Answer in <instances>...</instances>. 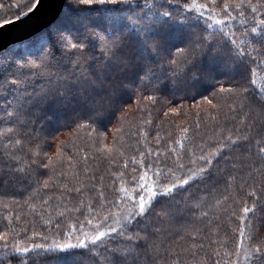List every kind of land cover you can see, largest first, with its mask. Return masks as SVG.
<instances>
[{"label": "snow or ice", "instance_id": "6c2138e0", "mask_svg": "<svg viewBox=\"0 0 264 264\" xmlns=\"http://www.w3.org/2000/svg\"><path fill=\"white\" fill-rule=\"evenodd\" d=\"M42 2L43 0H18L13 6L20 11L13 18L0 17V28L30 16ZM78 2L83 5L127 6L128 15L123 17L126 23L120 29L119 35L109 40L104 54L108 60H115L119 50L125 46L126 35L135 42V64L130 65L127 61H123L124 70L134 68L132 78L122 87L141 93V99L137 101L138 105L142 101L155 104L157 97L151 93L158 92L166 86L176 90L181 81L188 78L189 73L194 74L203 66L206 59L214 64L217 70L239 73L235 86H221L220 93H228L233 99L240 97V106L243 109L244 101L248 99L246 93H249L252 87H256L258 98L264 104V77H260L259 84L254 78L259 77V70H264V0H78ZM4 7V4H0V9ZM105 10L115 12L119 9L113 7ZM233 21H237L242 26L241 35L245 37L244 39L237 37L236 32L240 29L233 30ZM72 23L71 20H60L54 27L50 25L39 33L38 39L30 44L19 42L10 49L0 50L2 57L0 58V95L8 90V86L19 89L31 77L52 75L50 61L55 59L57 51L62 56H70V66L79 69L80 72L78 76L74 75L72 78L60 77L62 81L60 86L50 90L53 103L64 100L73 92L84 100L87 98L88 89L99 87L97 80L92 79V74L82 62L85 45L73 34ZM9 57H11V65L5 67L4 61ZM225 57L227 60L221 68V61ZM98 79L100 84H103L102 70ZM242 81H247L248 86ZM146 90H150V94L143 95ZM214 95L215 92L212 93V96ZM23 96L24 94H20L15 104L13 101L0 102V123H4L5 118L12 121L11 126L0 128V149H3L0 151V159L16 162L15 167L9 163L8 169L17 173L20 179H29L30 182L34 180L32 194L25 200V204H28L33 212H36L37 208L35 198L42 190L56 183L53 175H49L47 179H40L39 169L49 170L54 174L58 164L62 166L67 163L69 169H75L78 164L90 158H102L109 165H116L121 170L111 173L116 177L112 186L113 198H107L104 190L96 189L94 185L95 194L89 196L87 201L78 200V206L72 208L65 206L63 211H58L60 218H64L67 212L80 214L76 217L75 223L68 224L66 232L57 233L67 235L69 241L74 239L75 242L61 243L54 239L48 245L35 242L24 244L21 233L26 234L27 229L13 225V221H19L20 216H5L7 225L0 228V264H8L12 257H16L21 264H34V259L41 255L50 252L67 255L76 249L95 254L94 264H146L141 260V249L151 250L152 259L156 261L164 251L161 238L167 233V229L163 224L169 218L172 209L164 207L157 212L155 205L178 204V197L182 195L187 202L188 196L185 194H188L189 188L204 184L220 160H229V153L235 151L242 140L251 142L249 136L243 132L221 135L218 131L214 133V144L211 148H207L206 145L196 143L194 137L189 135L188 126H178L177 138H173L172 132L167 133L166 151H157L151 147L146 148V151H140L137 148L134 149L137 154L125 158L127 150L133 148L125 137H142L147 141L149 133L143 129V124H151V120L145 119L140 125L130 124L127 130L122 126L117 127L111 145L105 142V133L97 131L90 122H82L77 126L76 133L78 138L83 139L79 133L81 130L86 132L87 147L91 152L86 153L80 161L74 162L71 158L65 160L64 142L61 143L55 156H50L43 150L39 141L33 143L27 138L28 121L25 119V103L30 105L35 101L29 99L22 102ZM49 98L46 93L39 102L45 103ZM205 103L212 109L220 108V105L208 96L203 97L202 104ZM202 104L197 107L205 111ZM229 109L235 110L234 105L230 104ZM169 114H178V110L171 108L164 113L165 116ZM210 118L213 121L217 120L215 116ZM91 119H94V116L90 117ZM133 127L138 130L131 131ZM195 127L200 128L199 120L196 121ZM21 128H24L23 135ZM248 130L245 128L244 132ZM153 140L160 143L165 137L157 133ZM139 142L138 139L137 143ZM255 144L258 145L256 155L264 160V139H256ZM161 156L164 160L160 159ZM149 157L153 159L149 161ZM232 167L235 169L237 165L233 163ZM248 167L249 176L253 171L264 175V164L258 168L253 165ZM4 171L3 164H0V176ZM83 171L87 173L89 169L85 167ZM60 174L67 176L65 172ZM74 178L79 180V173H76ZM235 180L236 176H229L228 187H231ZM246 183L247 181L241 183L242 190ZM63 187L67 192L80 195L84 194L83 189L86 188L83 183L80 187L73 188L68 185ZM247 196L253 198L251 204L241 199L235 201L241 204L242 214L237 215L235 209L230 213V218L238 219L243 225L233 232L235 251L223 252V257L235 256L237 259H226L223 262L216 260L215 264H239L241 257L247 264H264V239H259L255 231H250L252 221L249 219V215L257 210L256 201L260 196L254 187L247 192ZM228 198L224 196L223 199L216 200V205H221ZM13 203L17 202L13 201ZM47 205L49 200L42 199L40 206ZM0 206L9 207L8 204ZM193 207L199 208L200 205L197 203ZM44 210L47 211V207ZM222 211L228 212V209ZM200 214L204 217L208 216L206 211ZM41 219L43 220V217ZM43 222L57 229L61 227L59 219L56 220L55 225L51 218ZM199 232L200 230L196 229L194 233L187 235L195 239ZM36 235L39 233H34L33 240ZM41 238L46 240L48 237ZM180 239L183 240L184 236H180ZM219 243L224 247L227 240ZM192 247L196 245L193 244ZM214 255L219 257L221 253L216 249ZM171 264H180V262L173 259Z\"/></svg>", "mask_w": 264, "mask_h": 264}, {"label": "trees", "instance_id": "16d2710c", "mask_svg": "<svg viewBox=\"0 0 264 264\" xmlns=\"http://www.w3.org/2000/svg\"><path fill=\"white\" fill-rule=\"evenodd\" d=\"M17 2L18 0H0V4L5 5L0 9V17L13 18L20 11L13 6ZM113 7L119 10L115 12L105 10ZM245 11L248 10L245 9ZM126 15H128L127 6L124 5H83L78 0H67L62 15L51 25L54 27L60 20L73 21L71 25L73 34L85 45L82 62L92 74V79H96L99 85V87L88 89L86 99L81 100L79 94L73 92L68 94L64 100L52 102L50 90L60 86L62 83L60 77L72 78L74 75L78 76L80 72L79 69L70 66V56H62L57 51L55 59L50 61L52 75L31 77L19 89L15 86H8V90L0 95V102L13 101L15 104L20 94H24L22 102L29 99L34 100L35 102L30 105L25 103V119L28 121L27 138L33 143L39 141L43 150L47 151L50 156H55L61 143L64 142L65 160L71 158L74 162L80 161L86 153L91 152V149L87 147L86 132L81 130L79 133L83 139L78 138L76 133L77 126L82 122H90L97 131L105 133V142L111 145L117 127L122 126L127 130L130 124L140 125L145 119L151 120V124H143V129L149 133L147 141L142 137H125L133 145V148L127 150L125 158L137 154L134 151L137 148L140 151H146L148 147L161 152L166 151L167 133L172 132L173 138H177L178 126H188L189 135L194 137L196 143L206 145L207 148H211L214 144V133L218 131L221 135L240 134V132L248 135L251 142L242 140L239 147L229 153V160H220L204 184L189 188L188 194H185L188 196L187 202L182 195L178 197V204L163 205L158 203L155 205L157 212L164 207L172 209L169 218L163 224V227L167 229V233L161 238L164 251L156 261L152 259L151 250L141 249L140 251L141 260L146 264H166V262L171 264L173 259L178 260L180 264H215L216 260L222 262L226 259L236 260L235 256L223 257L225 250L235 251L233 232L237 227L243 226L238 219L230 218V213L235 209L237 215L242 214L240 212L241 204L235 202L237 199L252 203L253 198L248 197L247 192L251 191L253 187L260 199L256 201V212L249 215V219L252 221L250 231H255L259 239H264V194H262L264 175L256 171H253L251 176L248 175L249 165L258 168L264 164V160L256 155L258 145L255 144L256 139H264V104L258 98V88L252 87L251 91L246 93L248 99L244 101L245 106L241 109L240 97L233 99L230 94L219 92L221 86H235L239 73L217 70V67L206 59L203 66L199 67L194 74L189 73L188 78L181 81L176 90L166 86L158 92L151 93L157 97L155 104L142 101L138 105L137 101L141 99V93L122 87L132 78L134 68L124 70L123 61H127L130 65L135 64V42L126 35L125 46L119 50L115 60H108L104 54L109 40L119 35L120 29L126 23L123 20ZM249 25H251V21H249ZM232 28L233 30L240 29L236 32L239 39L245 38L241 35L242 26L237 21L232 22ZM39 33L21 42L30 44L38 39ZM11 46L7 49H10ZM21 51H23V45H21ZM225 60L227 57L221 61V68H223ZM10 65L11 57L4 61L5 67ZM101 70L104 72L103 84H100L98 79ZM87 74L85 73V75ZM260 77H264V70H259V77H254L258 80V84ZM242 83L248 86L247 81H242ZM213 92H215L214 96H212ZM46 93L50 97L49 100L40 103L39 101ZM142 94L148 95L150 90H146ZM205 96L212 98L215 103L220 105L219 110L212 109L206 103L202 104ZM201 104L205 111H201L197 107ZM230 104L234 105L235 110L229 109ZM171 108H176L178 114L165 116L164 113ZM92 116L94 119L90 120ZM211 116H215L217 120L213 121ZM197 120L200 121L199 129L195 127ZM11 124L12 121L5 118V122L0 123V128L11 126ZM245 128L249 130L244 132ZM137 130L135 127L131 128L133 132ZM23 133L24 128H21V134L23 135ZM157 133L164 136L165 140L156 143L153 137ZM138 139L139 143H137ZM148 159L151 161L153 157ZM160 159L164 160V157L161 156ZM9 163L15 167L16 162L0 159V164H3L5 168L4 174L0 176V205H9L8 208L0 206V228L7 225L5 216L19 215L20 220H14L13 225L27 229L26 234L21 233L24 244L35 242L48 245L54 239L61 243L75 242L74 239L69 241L67 235H58L57 233L66 232L68 224L75 223L76 217L80 214L67 212L64 218H60L57 214L58 211H63L65 206L68 208L78 206V200L87 201L89 196L95 194L94 185L96 189H103L107 198H113L112 186L116 177L111 173L121 170L116 165H109L102 158H90L88 161L78 164L75 169H69L67 163L62 166L58 164L54 174L49 170L39 169L40 179H47L49 175H53L56 183L50 185L48 189L42 190L35 198L37 208L36 212H33L28 204H25V200L32 194L34 180L30 182L29 179H20L17 173L8 169ZM233 163L237 165L235 169L232 167ZM85 167L89 169L87 173L83 171ZM61 172L67 173V176L61 175ZM76 173H79V180L74 178ZM229 176H236L231 187H228L227 184ZM244 181L247 183L242 190L240 185ZM81 183L86 186L83 189V195L67 192L63 187L64 185L73 188L80 187ZM224 196L229 198L217 206L216 200L223 199ZM42 199H48L49 205L40 206ZM13 201L17 203H13ZM197 203L200 207H193ZM45 207H47V211L44 210ZM225 208L228 209V212L222 211ZM202 211H206L208 216H202L200 214ZM216 217H220V219H216ZM49 218L53 220V225L59 219L61 227L57 229L54 226L45 225L43 221ZM153 222L155 223V220ZM196 229H199L200 232L195 239L187 235V233H194ZM34 233H39V235H36L33 240ZM42 236L48 238L45 240L41 238ZM180 236H184V239L181 240ZM225 240L227 243L221 247L219 242ZM193 244L196 247H192ZM216 249L221 253L219 257L214 255ZM94 258L95 254L76 249L67 255L54 252L41 255L34 259V264H94ZM8 264H21V262L16 257H12ZM239 264H247V262L241 257Z\"/></svg>", "mask_w": 264, "mask_h": 264}, {"label": "water", "instance_id": "95a60500", "mask_svg": "<svg viewBox=\"0 0 264 264\" xmlns=\"http://www.w3.org/2000/svg\"><path fill=\"white\" fill-rule=\"evenodd\" d=\"M67 0H43L30 16L0 28V50L26 40L52 25L63 13Z\"/></svg>", "mask_w": 264, "mask_h": 264}]
</instances>
